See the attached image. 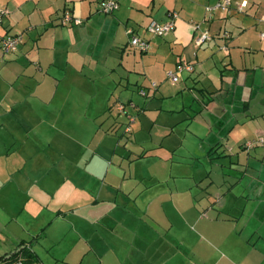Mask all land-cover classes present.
Listing matches in <instances>:
<instances>
[{
    "label": "crops",
    "instance_id": "obj_1",
    "mask_svg": "<svg viewBox=\"0 0 264 264\" xmlns=\"http://www.w3.org/2000/svg\"><path fill=\"white\" fill-rule=\"evenodd\" d=\"M99 1L0 0V264H264V0Z\"/></svg>",
    "mask_w": 264,
    "mask_h": 264
},
{
    "label": "built area",
    "instance_id": "obj_2",
    "mask_svg": "<svg viewBox=\"0 0 264 264\" xmlns=\"http://www.w3.org/2000/svg\"><path fill=\"white\" fill-rule=\"evenodd\" d=\"M246 1H243L239 4V7L245 6ZM118 0H100L99 1V9L104 13H111L118 8ZM215 10H226L229 11V0H221L216 2L213 5L205 6L206 13L211 16V14ZM3 15V11L0 9V21ZM177 18V12L173 11L169 13V19L160 23L155 20L150 21L146 30L148 33L155 36H162L165 33L172 31L175 27V19ZM61 21L63 23L74 22L80 23L81 19L78 17L72 16L69 11H65L62 15ZM195 27L198 28V24H195ZM126 35L128 36V43L134 48H137L141 51H146L149 48V42L145 38L138 35L132 28H126ZM260 38L264 39V31L259 33ZM210 33L208 30H201L194 38L193 42L196 47L200 46L204 41L210 38ZM21 41V37L19 35H11V34H0V48L4 54L14 53L19 46ZM194 70V66L192 63H178L173 69H169L166 71V77L175 82L184 72H192ZM152 86H156L155 82L151 83ZM144 93L143 91H141ZM121 108V106H120ZM264 118V116H262ZM133 119V118H132ZM264 146V131H262L255 138L247 140L244 144L246 148L253 146ZM15 264H23L21 259L17 260Z\"/></svg>",
    "mask_w": 264,
    "mask_h": 264
},
{
    "label": "trees",
    "instance_id": "obj_3",
    "mask_svg": "<svg viewBox=\"0 0 264 264\" xmlns=\"http://www.w3.org/2000/svg\"><path fill=\"white\" fill-rule=\"evenodd\" d=\"M19 255H21L23 258L18 257ZM18 259H21L23 261V264H32L34 261L33 255L23 247V248H20L19 251L10 255L8 258H5L3 263L15 264Z\"/></svg>",
    "mask_w": 264,
    "mask_h": 264
},
{
    "label": "rangeland",
    "instance_id": "obj_4",
    "mask_svg": "<svg viewBox=\"0 0 264 264\" xmlns=\"http://www.w3.org/2000/svg\"><path fill=\"white\" fill-rule=\"evenodd\" d=\"M130 129L129 130H131V126L129 127ZM133 132L131 131L130 133H127V134H124V135H126V136H128L130 139L132 138V139H134L133 137ZM86 135H87V132H86ZM198 235H196V237H197ZM196 239V238H195ZM201 240H214L213 238H211V237H208L207 235L204 237V238H201ZM220 249V251L222 252L223 250H224V248H222V247H220L219 248Z\"/></svg>",
    "mask_w": 264,
    "mask_h": 264
}]
</instances>
